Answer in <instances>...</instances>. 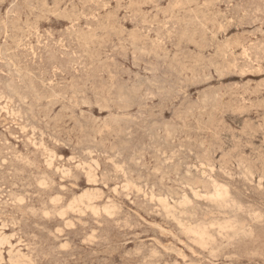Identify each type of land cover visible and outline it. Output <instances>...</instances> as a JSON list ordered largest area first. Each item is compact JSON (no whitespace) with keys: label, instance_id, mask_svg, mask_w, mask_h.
<instances>
[{"label":"rangeland","instance_id":"1","mask_svg":"<svg viewBox=\"0 0 264 264\" xmlns=\"http://www.w3.org/2000/svg\"><path fill=\"white\" fill-rule=\"evenodd\" d=\"M263 49L264 0H0V264H264Z\"/></svg>","mask_w":264,"mask_h":264},{"label":"bare ground","instance_id":"2","mask_svg":"<svg viewBox=\"0 0 264 264\" xmlns=\"http://www.w3.org/2000/svg\"><path fill=\"white\" fill-rule=\"evenodd\" d=\"M183 1V0H182ZM129 3V2H128ZM206 3V2H205ZM203 4V3H202ZM178 5H180V4H178ZM183 6V5H182ZM186 6V5H185ZM202 6V5H201ZM197 8V7H196ZM137 13V12H136ZM132 14V13H131ZM190 15V14H189ZM201 15V14H200ZM68 17H69V15H68ZM156 17V16H155ZM158 17V16H157ZM204 18V17H203ZM208 21V20H207ZM206 21V22H207ZM195 26V25H194ZM212 31V30H211ZM147 35V34H146ZM171 35V34H170ZM103 36V35H102ZM105 36V35H104ZM162 36V35H161ZM20 41V40H19ZM80 41V40H79ZM104 41V40H103ZM136 41H138V40H136ZM152 41V40H151ZM161 41V40H160ZM189 41V40H188ZM133 42V41H132ZM153 42V41H152ZM263 44V43H262ZM190 45H192V44H190ZM262 46V45H261ZM121 48V47H120ZM260 48V47H259ZM264 50V49H263ZM211 56V55H210ZM62 57V56H61ZM174 57V56H173ZM121 58V57H120ZM174 60V59H173ZM203 60V59H202ZM184 61H186V60H184ZM233 61V60H232ZM257 61V60H256ZM233 63V62H232ZM180 65V64H179ZM189 65V64H188ZM230 65H231V63H230ZM185 66H186V64H185ZM233 66V65H232ZM213 67V66H212ZM258 67V66H257ZM181 68V67H180ZM233 68V67H232ZM190 69V68H189ZM58 70H60V69H58ZM235 70V69H234ZM254 71V70H253ZM192 72V71H191ZM234 72V71H233ZM63 74V73H62ZM184 76V75H183ZM50 82V81H49ZM257 87V86H256ZM222 96V95H221ZM228 99V98H227ZM242 100V99H241ZM263 101V100H262ZM18 104V103H17ZM239 104H240V102H239ZM263 104V103H262ZM222 106V105H221ZM233 109V108H232ZM245 109V108H244ZM243 109V110H244ZM236 110V109H235ZM236 113V112H235ZM20 115V114H19ZM148 117V116H147ZM263 124V123H262ZM247 125H248V123H247ZM264 127V126H263ZM20 128V127H19ZM242 128V127H241ZM245 129V128H244ZM34 130V129H33ZM33 130H32V132H33ZM250 130V129H249ZM253 132V131H252ZM23 133V132H22ZM254 133V132H253ZM25 134H26V132H25ZM254 139V138H253ZM25 140V139H24ZM31 140V139H30ZM11 142V141H10ZM25 144V143H24ZM39 148V147H38ZM47 148V147H46ZM48 149V148H47ZM46 149V150H47ZM49 150V149H48ZM173 151V150H172ZM84 152V151H83ZM91 152V151H90ZM233 152V151H232ZM41 153V152H40ZM44 153V152H43ZM48 153V152H47ZM86 153V152H85ZM88 153V152H87ZM191 153V152H190ZM19 154V153H18ZM55 154V153H54ZM44 155V154H43ZM94 155V154H93ZM20 156V155H19ZM45 156V155H44ZM92 156V155H91ZM119 156V155H118ZM9 157V156H8ZM28 157V156H27ZM42 157V156H41ZM43 158V157H42ZM51 158V157H50ZM16 159H17V157H16ZM168 159V158H167ZM236 159V158H235ZM172 160V159H171ZM7 161V160H6ZM32 161V160H31ZM97 161V160H96ZM12 162V161H11ZM22 162V161H21ZM113 162V161H112ZM166 162V161H165ZM172 162V161H171ZM32 163V162H31ZM83 163V162H82ZM96 164V163H95ZM77 165V164H76ZM227 165V164H226ZM232 165V164H231ZM31 166V165H30ZM35 166V165H34ZM90 166V165H89ZM115 166V165H114ZM83 167V166H82ZM91 167V166H90ZM121 167V166H120ZM92 168V167H91ZM142 168V167H141ZM195 168V167H194ZM197 169V168H196ZM93 170V169H92ZM94 170H96V169H94ZM116 170V169H115ZM114 170V171H115ZM120 170V169H119ZM55 171V170H54ZM61 171V170H60ZM63 171V170H62ZM67 171V170H66ZM85 171V170H84ZM91 171V170H90ZM117 171V170H116ZM11 172V171H10ZM88 172V171H87ZM95 172V171H94ZM225 172V171H224ZM21 173V172H20ZM73 173V172H72ZM92 173V172H91ZM118 173V172H117ZM85 174V173H84ZM87 174H89V173H87ZM40 175V174H39ZM67 175V174H66ZM226 175V174H225ZM243 175V174H242ZM38 176V175H37ZM62 176V175H61ZM43 177H45V176H43ZM47 177V176H46ZM89 177H90V175H89ZM93 177V176H92ZM42 178V177H41ZM44 179V178H43ZM92 179V178H91ZM97 179V178H96ZM209 179V178H208ZM45 180V179H44ZM63 180V179H62ZM89 180V179H88ZM95 180V179H94ZM90 181V180H89ZM213 181H215V180H213ZM40 182V181H39ZM216 182V181H215ZM55 184V183H54ZM97 184V183H96ZM123 184V183H122ZM41 185V184H40ZM61 185V184H60ZM59 185V186H60ZM64 185V184H63ZM132 185V184H131ZM188 186V185H187ZM14 187V186H13ZM26 187V186H25ZM41 187V186H40ZM65 187V186H64ZM134 187H135V185H134ZM133 187V188H134ZM214 187H216V186H214ZM62 188V187H61ZM128 188V187H127ZM138 188V187H137ZM190 188H191V186H190ZM217 188H219V186H217ZM222 188H224V187H222ZM66 189V188H65ZM92 189H94V188H92ZM136 189V188H135ZM139 190V189H138ZM192 190V189H191ZM214 190H216V188L214 189ZM224 190H226V189H224ZM192 192V191H191ZM228 192V191H227ZM226 191H223V189H220V190H216L214 193H211V194H214V197L216 198V200H224V199H228V197L227 198H225L226 196H227V193ZM141 193V192H140ZM82 194V193H81ZM84 194V193H83ZM97 194V193H96ZM118 194V193H117ZM137 194V193H136ZM193 194V193H192ZM91 195H92V193H91ZM9 196V195H8ZM75 196V195H74ZM78 196V195H77ZM83 196V195H82ZM81 196V197H82ZM86 196V195H85ZM89 196H90V194H89ZM212 196V195H211ZM88 197V196H87ZM86 197V198H87ZM91 197V196H90ZM145 197V196H144ZM155 197V196H154ZM213 197V198H214ZM19 198V197H18ZM80 198V197H79ZM79 198H77V199H79ZM215 198H214V200H215ZM73 199V198H72ZM71 199V200H72ZM84 199V197L82 198V200ZM87 199H89V197L87 198ZM92 199H94L93 197L92 198H90V200H92ZM171 199V198H170ZM201 199H202V197H201ZM211 199V198H210ZM29 200V199H28ZM76 200V199H75ZM74 200V201H75ZM81 200V199H80ZM79 200V201H80ZM86 200V199H85ZM90 200H88V201H90ZM188 200H189V198H188ZM5 201V200H4ZM14 201V200H13ZM21 201V200H20ZM57 201V200H56ZM59 201V200H58ZM78 201V203H80ZM162 201V200H161ZM16 202H17V200H16ZM61 202V201H60ZM113 202V201H112ZM191 202V201H190ZM219 202V201H218ZM19 203V202H18ZM23 203V202H22ZM56 203V202H55ZM58 203V202H57ZM68 203H69V201H68ZM73 203V202H72ZM82 204H84L83 202H81ZM86 203H87V201H86ZM90 203V202H89ZM145 203V202H144ZM174 203V202H173ZM184 203H185V201H184ZM216 203V202H215ZM21 204V203H20ZM70 204H71V202H70ZM81 204V205H82ZM110 204H111V202H110ZM109 204V205H110ZM179 204V203H178ZM192 204V203H191ZM59 205V204H58ZM77 205H79V204H77ZM90 205V204H89ZM120 205V204H119ZM71 206V205H70ZM86 206H87V208H88V203L86 204ZM91 206V205H90ZM98 206V205H97ZM165 206V205H164ZM229 206V205H228ZM69 207V206H68ZM112 207V206H111ZM172 207V206H171ZM63 208V207H62ZM67 208V207H66ZM73 208V207H72ZM75 208H76V206H75ZM74 208V209H75ZM114 208H116V207H114ZM222 208V207H221ZM35 209V208H34ZM111 209H113V208H111ZM64 210H66V209H64ZM70 210V209H69ZM80 210V209H79ZM113 210H116V209H113ZM158 210V209H157ZM221 210V209H220ZM28 211V210H27ZM60 211V210H59ZM74 211V210H73ZM72 211V212H73ZM120 211V210H119ZM168 211V210H167ZM170 211V210H169ZM36 212V211H35ZM114 212V211H113ZM151 212V211H150ZM60 213V212H59ZM78 213V212H77ZM76 213V214H77ZM185 213V212H184ZM257 213V212H256ZM62 214V213H61ZM94 214V213H93ZM150 214V213H149ZM171 214V213H170ZM186 214V213H185ZM215 214V213H214ZM65 215V214H64ZM95 215V214H94ZM107 215V214H106ZM158 215V214H157ZM181 215V214H180ZM259 215V214H258ZM96 216V215H95ZM100 216V215H99ZM185 216V215H184ZM227 216V215H226ZM257 216V215H256ZM60 217V216H59ZM49 218V217H48ZM97 218V217H96ZM234 218V217H233ZM262 218V217H261ZM258 220H260V219H258ZM78 221V220H77ZM97 221V220H96ZM176 221H178V220H176ZM14 222V221H13ZM66 222V221H65ZM79 222V221H78ZM120 222V221H119ZM118 222V223H119ZM217 222V221H216ZM227 222V221H226ZM226 222H224L225 224V226L227 227V223ZM67 223V222H66ZM177 223V222H176ZM223 223V222H222ZM12 224V223H11ZM69 224H70V222H69ZM116 224V223H115ZM188 224V223H187ZM219 224V223H218ZM230 224H231V222H230ZM14 225V224H13ZM127 225V224H126ZM182 225V224H181ZM180 225V226H181ZM204 225V224H203ZM214 225V224H213ZM223 225V226H224ZM3 226H4V224H3ZM17 226V225H16ZM129 226V225H128ZM196 225H194V227H195ZM197 226H199V225H197ZM196 226V227H197ZM230 227H231V225H229ZM1 227V226H0ZM66 227V226H65ZM192 228H193V226H191ZM190 226L188 227V228H190V229H192ZM204 227H206V228H201V229H197L195 232L197 233V234H199L202 238H204V236L206 235L207 236V234H208V231H207V227L208 226H204ZM211 227H212V225H211ZM218 227L220 228V225H218ZM225 227V228H226ZM68 228V227H67ZM71 228V227H70ZM222 228V227H221ZM220 228V231H223V229H221ZM211 229V228H210ZM250 229V228H249ZM1 231V230H0ZM93 231V230H92ZM91 231V232H92ZM194 231V230H193ZM239 231V230H238ZM58 232H61V231H58ZM98 232V231H97ZM186 232H187V229H186ZM190 232H192V231H190ZM224 232V231H223ZM14 233H15V231H14ZM62 233V232H61ZM196 233H195V235H196ZM12 234V233H11ZM193 234H194V232H193ZM219 234H221V233H219ZM4 235V234H3ZM14 235V234H13ZM12 235V236H13ZM90 235V234H89ZM192 235V234H191ZM195 235H193V236H195ZM198 235V236H199ZM209 235H210V233H209ZM197 236V235H196ZM91 237V236H90ZM2 238H3V236H2ZM5 238V237H4ZM12 238V237H11ZM155 238V237H154ZM173 238V237H172ZM199 238V237H198ZM209 239H210V237H208ZM89 239V238H88ZM93 239V238H92ZM3 240V239H2ZM199 240V239H198ZM202 239H200V241H201ZM214 240V239H213ZM10 241V240H9ZM194 241V240H193ZM199 241V242H200ZM203 241V240H202ZM87 242H89V241H87ZM2 243V242H1ZM194 243V242H193ZM201 243V242H200ZM21 244V243H20ZM62 244V243H61ZM60 244V245H61ZM64 244V243H63ZM202 244V243H201ZM206 244V243H205ZM4 245V244H3ZM13 245V244H12ZM68 245V244H67ZM16 246V245H15ZM203 246H204V244H203ZM207 246V245H206ZM205 246V247H206ZM3 248V247H2ZM68 248H70V247H68ZM203 248V247H202ZM188 250V249H187ZM207 250V249H206ZM11 251V250H10ZM16 251V250H15ZM19 251V250H18ZM139 251V250H138ZM22 252V251H21ZM155 252V251H154ZM212 252V251H211ZM18 253V252H17ZM8 254H9V252H8ZM23 254V253H22ZM139 254V253H138ZM29 255V254H28ZM156 255H157V253H156ZM24 256V255H23ZM198 257V256H197ZM9 258V257H8ZM8 258H7V260H8ZM16 258V257H15ZM18 258V257H17ZM21 258V257H20ZM25 258V257H24ZM28 258V257H27ZM10 259V258H9ZM19 259V258H18ZM213 259V258H212ZM15 260V259H14ZM27 260H29V258L27 259ZM0 261H2V259L0 260ZM11 262V261H10ZM9 262V263H10ZM15 262V261H14ZM31 263V262H30ZM191 263V262H190ZM14 264V263H13ZM21 264V263H20ZM24 264V263H23ZM197 264V263H196ZM214 264V263H213Z\"/></svg>","mask_w":264,"mask_h":264}]
</instances>
